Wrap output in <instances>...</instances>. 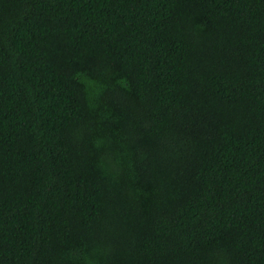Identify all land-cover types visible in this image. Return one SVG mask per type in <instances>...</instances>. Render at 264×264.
I'll return each instance as SVG.
<instances>
[{
	"label": "trees",
	"instance_id": "obj_1",
	"mask_svg": "<svg viewBox=\"0 0 264 264\" xmlns=\"http://www.w3.org/2000/svg\"><path fill=\"white\" fill-rule=\"evenodd\" d=\"M0 264H264V0H0Z\"/></svg>",
	"mask_w": 264,
	"mask_h": 264
}]
</instances>
